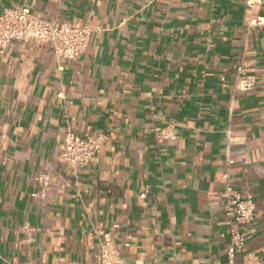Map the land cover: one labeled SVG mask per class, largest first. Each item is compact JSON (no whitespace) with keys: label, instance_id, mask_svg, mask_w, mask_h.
Wrapping results in <instances>:
<instances>
[{"label":"crops","instance_id":"1","mask_svg":"<svg viewBox=\"0 0 264 264\" xmlns=\"http://www.w3.org/2000/svg\"><path fill=\"white\" fill-rule=\"evenodd\" d=\"M246 3L0 0L94 29L73 61L0 49V264H96L97 231L116 264H230L228 187L256 204L234 264L264 262V2ZM239 66L254 89L237 90ZM68 132L106 142L74 170Z\"/></svg>","mask_w":264,"mask_h":264},{"label":"built area","instance_id":"2","mask_svg":"<svg viewBox=\"0 0 264 264\" xmlns=\"http://www.w3.org/2000/svg\"><path fill=\"white\" fill-rule=\"evenodd\" d=\"M263 2L264 0H247L248 11L259 8ZM255 24L264 26V18H258ZM93 32L94 29L87 25L57 24L47 21L32 14L27 7L8 9L0 14L1 52L14 42H32L50 46L59 59L73 61L86 52ZM235 86L241 92L250 91L255 88L256 79L246 67L239 66L237 67ZM157 136L159 139H176L173 127L157 129ZM105 142L104 135L95 134L80 138L73 132H68L62 158L76 170L79 166L93 161L104 147ZM40 181L44 186L40 195L44 196L50 178L44 176L40 178ZM146 194H142L141 198H145ZM32 196H36V194ZM226 196L228 197L226 216L232 225L228 259L230 264H234L237 254L246 248L244 234L234 227L237 224L246 226L254 221L256 204L250 195L244 197L240 193L234 192L232 187H228ZM96 236L102 237L99 241L100 253L96 264H116V247L110 235L97 231ZM260 264H264V262Z\"/></svg>","mask_w":264,"mask_h":264}]
</instances>
